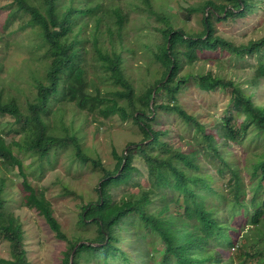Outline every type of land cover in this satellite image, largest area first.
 I'll use <instances>...</instances> for the list:
<instances>
[{"label":"trees","instance_id":"obj_1","mask_svg":"<svg viewBox=\"0 0 264 264\" xmlns=\"http://www.w3.org/2000/svg\"><path fill=\"white\" fill-rule=\"evenodd\" d=\"M174 1L187 3L184 23L201 15L198 30L177 25L166 6ZM0 11V73L12 71L8 38L26 29L41 64L30 70L25 101L14 80L0 79V117L12 119L0 128V244L10 251L0 264H31L15 203L34 209L66 243L60 264H242L244 257L264 264V0H7ZM143 18L159 24L161 40L146 62L156 68L138 75L129 26ZM238 22L252 27L246 41L227 37ZM208 62L228 72L194 68ZM192 85L227 92L223 116L190 113L180 99ZM114 117L142 137L120 153L113 148L108 167L85 146L84 131L89 119L100 127ZM63 151L76 171L100 174L71 238L39 186ZM137 160L145 178L136 179Z\"/></svg>","mask_w":264,"mask_h":264},{"label":"rangeland","instance_id":"obj_2","mask_svg":"<svg viewBox=\"0 0 264 264\" xmlns=\"http://www.w3.org/2000/svg\"><path fill=\"white\" fill-rule=\"evenodd\" d=\"M6 2L7 0H0V6ZM166 6L169 10H175V14L178 17V21H176L177 25L194 30H198L201 27L199 22L201 15L199 13L193 15L191 22H183L181 18L183 11L181 8L187 6V3L184 1L169 2ZM4 17L5 12L0 11V19L3 20ZM134 25H137L138 29H136ZM134 25L131 23L129 26L131 30L129 35L131 37V42H137L138 48V55L135 61L137 66L133 68V71L135 74L143 75L147 66L151 67L152 72L154 68H156L155 63L149 64L146 62L148 61L150 52L156 50L154 49V45L156 46L161 40L159 32L155 29L159 24H157L154 19H149L147 23L146 18H143L135 21ZM143 26L147 27L141 31L139 28ZM251 32L252 27L247 26V23H244V26H242L241 23L238 22L227 27L226 34L227 37L232 35L235 41L241 42L249 39ZM263 33L264 30L262 29L258 34L261 35ZM8 39L10 40V50L7 52L6 66L8 70L11 68L12 71L9 70V73L7 70H4V72L0 73V79L4 80L2 83H10L14 80V86L18 87L19 92L14 90L13 92L17 94L22 101H25L27 96L31 94V88L27 83L30 70L32 69L31 71H34L35 69L41 68L40 62L36 61L34 58L37 38L31 30L26 29L22 32L15 33ZM143 44L150 45L151 50H146ZM1 46L4 50L5 40ZM19 54L21 57L17 59ZM194 68L203 72L212 70L217 74H226L228 72L226 67H219L216 63L212 62L199 63L194 66ZM145 75H147V73ZM7 88L9 89L8 86ZM228 101L229 95L225 91L216 90L213 93L206 94L200 92L193 85L187 92L181 95L180 99L181 104L186 105L190 113L195 112L202 120L207 116L206 113L212 115L216 114L218 117L223 116L222 112L226 108ZM76 116L78 122L83 118V116L79 114ZM1 117L0 119L4 120L0 124V128L12 120L8 116H4V118ZM209 120L208 118L206 122L207 126L209 125ZM101 122L100 127H98L99 122H94L89 119L84 131L85 146L91 151H94L96 155H100L106 166L113 167L114 160L111 155L112 149L115 148L117 152L120 153L129 142L139 141L142 136L137 133V127L129 123H122L117 117L110 120L101 119ZM12 137L13 135H9L8 141ZM238 153H242V150L238 149ZM30 162V159L25 160L26 164H30ZM70 164H72L71 167H69ZM135 164L140 171V175H137L136 179H140L141 175L142 178H145L147 170L144 163L137 160ZM10 174L13 178L18 180L19 176L16 171H12ZM246 178L248 179L249 176L246 175ZM99 180L100 174H92L89 169L76 171V163H73L69 153L64 151L59 152L54 160V167L47 169L43 177L39 180V186L46 190V196L52 202L55 216L61 223L62 229L68 238H71L72 235L79 230L76 221L77 215L80 212V204L86 202L89 196L93 198L97 197L95 188L99 185ZM16 185H14L12 189L14 198L17 199L18 190ZM247 190V194H249L250 189L248 188ZM115 192L118 196L121 194L119 189ZM81 196H83V198H81ZM248 200H250V196L247 197L246 201ZM12 210L16 215H19L22 222L24 230V248L27 250L28 259L31 264H60L63 258V251L66 249V243L60 241L56 237L55 232L52 231L43 217L34 209L23 207L19 203H15ZM237 226L240 228L239 222ZM249 234H251V238H255V232ZM246 251L252 254L249 248L244 249L243 254ZM228 257L229 252L225 251L224 258L227 259ZM9 259V245L7 242H3L0 244V260ZM242 264H256V262L248 257H244Z\"/></svg>","mask_w":264,"mask_h":264}]
</instances>
